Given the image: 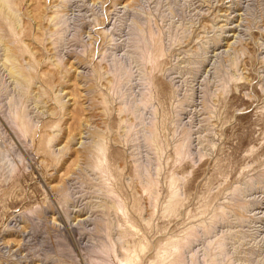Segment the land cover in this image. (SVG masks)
I'll list each match as a JSON object with an SVG mask.
<instances>
[{"label":"rangeland","instance_id":"1","mask_svg":"<svg viewBox=\"0 0 264 264\" xmlns=\"http://www.w3.org/2000/svg\"><path fill=\"white\" fill-rule=\"evenodd\" d=\"M0 264H264V0H0Z\"/></svg>","mask_w":264,"mask_h":264}]
</instances>
